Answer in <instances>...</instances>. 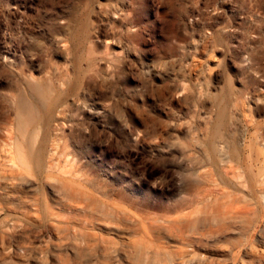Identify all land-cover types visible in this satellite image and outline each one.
Masks as SVG:
<instances>
[{
  "label": "rangeland",
  "instance_id": "rangeland-1",
  "mask_svg": "<svg viewBox=\"0 0 264 264\" xmlns=\"http://www.w3.org/2000/svg\"><path fill=\"white\" fill-rule=\"evenodd\" d=\"M262 216L264 0H0V264H264Z\"/></svg>",
  "mask_w": 264,
  "mask_h": 264
},
{
  "label": "bare ground",
  "instance_id": "bare-ground-1",
  "mask_svg": "<svg viewBox=\"0 0 264 264\" xmlns=\"http://www.w3.org/2000/svg\"><path fill=\"white\" fill-rule=\"evenodd\" d=\"M76 19V18H75ZM80 21V20H79ZM81 26V25H80ZM87 33V32H86ZM89 37V36H88ZM60 48V47H59ZM10 56V55H9ZM70 64H73L70 63ZM33 79V78H32ZM38 82V81H37ZM34 93L39 94V88L32 87L31 88ZM81 93V92H80ZM50 99V98H49ZM225 95H222L221 98L218 99L219 104V116L217 123L214 127L212 136L209 139V145H211V149L215 150V138L221 135V129L225 123V106L224 104ZM66 101V100H64ZM43 111V110H42ZM41 111V112H42ZM43 113V112H42ZM55 113V112H54ZM15 114H16V122L19 129H23L27 124L34 121L36 118V109L30 99L23 92H19L17 99L15 101ZM49 114V113H48ZM217 139V138H216ZM40 143V142H39ZM224 144V143H223ZM218 193V192H217ZM210 199V198H209ZM212 199V198H211ZM213 202V201H212ZM229 202V201H228ZM229 207V205H228ZM194 211V210H193ZM262 211V210H261ZM195 212V211H194ZM239 213V212H237ZM262 213V212H261ZM192 215V214H191ZM261 217V215H260ZM264 217V216H262ZM251 218V217H250ZM250 220V219H249ZM258 227V226H257Z\"/></svg>",
  "mask_w": 264,
  "mask_h": 264
}]
</instances>
